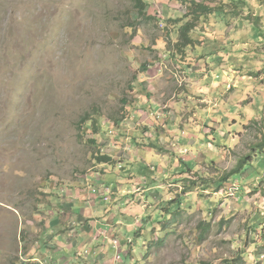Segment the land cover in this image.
I'll return each instance as SVG.
<instances>
[{
    "label": "rangeland",
    "instance_id": "1",
    "mask_svg": "<svg viewBox=\"0 0 264 264\" xmlns=\"http://www.w3.org/2000/svg\"><path fill=\"white\" fill-rule=\"evenodd\" d=\"M145 1L0 0V264H264V0Z\"/></svg>",
    "mask_w": 264,
    "mask_h": 264
},
{
    "label": "crops",
    "instance_id": "2",
    "mask_svg": "<svg viewBox=\"0 0 264 264\" xmlns=\"http://www.w3.org/2000/svg\"><path fill=\"white\" fill-rule=\"evenodd\" d=\"M47 212L49 214L52 213V215L56 217V218H52L49 223H46V225L50 226V227H54V234H56V231L57 232L61 231V234L58 235L56 238L57 239L56 241H57V243H59V245L55 242V240H54L55 245H53V247L50 244L45 243V241L41 242V243H44V246H42L41 243L39 245H36L34 243V246L32 247V250H35L34 255L38 254L39 258L42 256V254L48 255V256H46V257H48V259L45 260V262L47 264H72L71 263L72 262V260H71L72 256L69 258L67 263L65 262L67 260V259L65 260V258L66 257L68 258L70 255H72L71 254L72 250H75V249L80 250V249H82V246L84 244H85L86 248H88L89 244H94L96 242V236H95V233H93V232L94 231L97 232V230L100 229V228H96V223H98V222H95L94 220H92V221L90 220V222L87 223L86 225H83V227L82 226H75L74 229L71 230L69 224H67V226H66V221L65 220L62 221L60 219L59 214L56 211H54L52 209H48ZM90 214H91V211L84 210L82 212V215L84 216V218H93V217H91ZM73 215L75 216V214H73ZM74 216L71 219H73ZM61 218H62V215H61ZM68 219H70V218H68ZM80 227H82V229H84V230H86V228L89 229L88 231H86L87 237H88L86 240L83 239V237L80 235V234L84 235V232L78 230ZM99 227H100V223H99ZM76 228H78V229H76ZM77 231H80V234ZM90 236H92V237H90ZM46 247H48V248H46ZM45 248H46V251L44 252ZM91 255H92V253L88 255V258ZM93 255H97V253H93ZM36 257L37 256H35L33 259H38ZM98 258H102V254H99ZM39 260H41V259H39Z\"/></svg>",
    "mask_w": 264,
    "mask_h": 264
},
{
    "label": "trees",
    "instance_id": "3",
    "mask_svg": "<svg viewBox=\"0 0 264 264\" xmlns=\"http://www.w3.org/2000/svg\"><path fill=\"white\" fill-rule=\"evenodd\" d=\"M136 5L138 7V11L140 14L145 13V11H147V2L145 0H136ZM210 8L211 7L209 5L204 4L203 2H197L195 4V8L193 9V11L190 14V15H192V18L180 25L179 39L175 45H177L179 48H181V51L184 50L183 48H185L187 46H191L195 43V39L190 35V33L196 28L197 21L200 17V14L202 16V15L210 12ZM201 11H204V12H201ZM88 118H89L88 114H85L82 117V119H83L82 121H86V120H88ZM95 130L97 131V128ZM262 146H264V144H259L258 147H262ZM98 160L100 162L107 163V162H110L112 160V158L108 154H102V155H100V157H98ZM247 163H248L247 159L241 160L239 162V164L237 165V167L229 174V176L224 177L223 180L226 179L227 177H230V176L236 174V173L242 172L245 169L244 165ZM172 202H175L178 204V206H180L179 204L181 201L173 200ZM229 264H237V262L234 259V261H232Z\"/></svg>",
    "mask_w": 264,
    "mask_h": 264
},
{
    "label": "clouds",
    "instance_id": "4",
    "mask_svg": "<svg viewBox=\"0 0 264 264\" xmlns=\"http://www.w3.org/2000/svg\"><path fill=\"white\" fill-rule=\"evenodd\" d=\"M129 241H131L130 239H129ZM114 247H116V249H117V252H118V246L117 245H114ZM120 255V254H119Z\"/></svg>",
    "mask_w": 264,
    "mask_h": 264
},
{
    "label": "built area",
    "instance_id": "5",
    "mask_svg": "<svg viewBox=\"0 0 264 264\" xmlns=\"http://www.w3.org/2000/svg\"><path fill=\"white\" fill-rule=\"evenodd\" d=\"M238 188V187H237ZM118 257H120V255H118Z\"/></svg>",
    "mask_w": 264,
    "mask_h": 264
}]
</instances>
